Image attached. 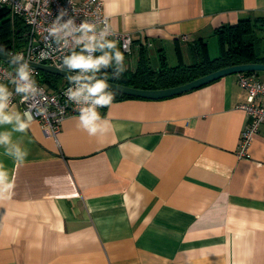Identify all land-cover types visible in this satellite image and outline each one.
<instances>
[{
  "label": "crops",
  "instance_id": "crops-1",
  "mask_svg": "<svg viewBox=\"0 0 264 264\" xmlns=\"http://www.w3.org/2000/svg\"><path fill=\"white\" fill-rule=\"evenodd\" d=\"M103 8L113 29L133 35L132 53L120 50L128 70L137 43L150 56L173 46L193 61L195 42L240 20L264 43V0H103ZM243 102L235 73L164 98L113 100L96 135L78 115L62 121L57 139L37 121L27 133L3 126L28 155L15 163L0 148L14 184L0 195V264H264V123L239 157Z\"/></svg>",
  "mask_w": 264,
  "mask_h": 264
},
{
  "label": "clouds",
  "instance_id": "clouds-1",
  "mask_svg": "<svg viewBox=\"0 0 264 264\" xmlns=\"http://www.w3.org/2000/svg\"><path fill=\"white\" fill-rule=\"evenodd\" d=\"M65 16H68L67 9H59L55 19L46 28L47 37L51 39L45 47L51 49L54 43L60 49L68 51V54L62 56V67L67 72L66 78L71 86L63 94L77 106L79 126L89 135H96L107 130L101 124L103 119L98 109L111 105L115 98L107 78L101 73L111 69L112 77L119 78L125 71V57L118 47V41L109 39L113 33L108 23H104L98 30L93 22L82 20L76 24L72 16L67 20L64 19ZM105 21H108L107 16ZM97 52L100 54L96 55ZM5 54L15 73L8 83L14 86V93L21 97V101L28 102L34 96L42 94L43 89L38 87L33 78V70L24 54L7 53L4 47H0V55ZM50 56L51 52L41 50L38 60L46 61ZM12 96L13 91H10L8 84L0 83V128L10 125L11 132L27 133L34 119L32 106L29 104L28 110L23 113L10 112L8 109ZM45 113L46 108L37 111L41 116ZM0 148L15 163L23 164L28 155L25 149L12 144V136L7 129L0 131ZM13 187L7 171L0 166V195Z\"/></svg>",
  "mask_w": 264,
  "mask_h": 264
},
{
  "label": "built area",
  "instance_id": "built-area-1",
  "mask_svg": "<svg viewBox=\"0 0 264 264\" xmlns=\"http://www.w3.org/2000/svg\"><path fill=\"white\" fill-rule=\"evenodd\" d=\"M0 7L8 8L12 16L21 17L27 25L25 45L18 52L23 53L28 61L44 63L65 70L62 67V56L68 54V51L60 49L54 43L51 49L45 47L51 39L47 37L46 28L55 19L59 9H67L68 16H65L64 19L67 20L69 16H72L76 24L82 20H87L95 23L99 30L104 23H108L113 33L109 39L118 41V47L123 53H132L133 35L111 27L109 17L104 12L103 0H0ZM106 16L108 21H105ZM144 45L143 42L137 43V47ZM41 50L51 52L49 60H38V54ZM7 53L17 52L9 51ZM7 63L9 62L0 59V83L8 84L10 91H13L10 106L19 104L20 112L23 113L28 110L29 104H31L33 121L40 124L46 136L57 139L62 121L67 116L78 115L77 106L68 101L63 94L65 89L71 85L65 82L63 87L51 90L45 84L37 81L40 70L31 66L33 78L37 81L38 87L43 89V92L28 102H22L21 97L14 93V86L8 83L15 73L13 67ZM236 75L237 83L245 92V102L241 103L239 107L248 115V121L240 133L236 152L239 157H248V148L253 136L258 132L259 125L264 123V80H261L256 72L243 71L236 73ZM40 108H46V113L43 116L37 114ZM104 108L98 109L100 115L103 114Z\"/></svg>",
  "mask_w": 264,
  "mask_h": 264
},
{
  "label": "trees",
  "instance_id": "trees-1",
  "mask_svg": "<svg viewBox=\"0 0 264 264\" xmlns=\"http://www.w3.org/2000/svg\"><path fill=\"white\" fill-rule=\"evenodd\" d=\"M27 31V25L21 17L12 16L8 8L0 7V47H4L7 52L22 50ZM215 34L219 44L217 56L210 58L207 44L199 39L192 45L191 63H185L176 48L178 63L174 66L167 64L165 54L161 50L157 56L158 64L153 67L152 56L148 54L145 45L140 46L135 68L128 70L127 67L125 78L117 79V82L142 89L169 88L220 68L264 62V47H260L261 39L256 25L250 19L240 20L236 24L222 25L216 29ZM61 77L40 70L37 81L54 90L60 87ZM113 93L114 100L136 97L120 92Z\"/></svg>",
  "mask_w": 264,
  "mask_h": 264
},
{
  "label": "water",
  "instance_id": "water-1",
  "mask_svg": "<svg viewBox=\"0 0 264 264\" xmlns=\"http://www.w3.org/2000/svg\"><path fill=\"white\" fill-rule=\"evenodd\" d=\"M0 59L6 62H9L8 55H0ZM152 66L156 67L158 64L157 57L152 56L151 57ZM30 65L32 67H35L41 71H46L55 75H59L62 77H67L66 70L59 69L55 66L44 64V63H36L29 61ZM128 67V63L125 60V71L123 74L119 77L114 79L111 75V69L105 70L103 73V76L107 78V82L111 86V90L113 92H120L127 95H132L136 97H143V98H150V99H159L164 98L168 96H172L175 94H179L182 92H186L188 90L194 89L196 87H199L205 83H208L216 78H219L224 75L228 74H235L238 72H258V71H264V62L261 63H243V64H237L232 65L224 68H220L214 71H211L207 74H204L202 76H199L193 80H190L186 83L169 87V88H161V89H142V88H135L130 87L125 84L117 82V79H124L125 73ZM71 75H75V73H71Z\"/></svg>",
  "mask_w": 264,
  "mask_h": 264
},
{
  "label": "rangeland",
  "instance_id": "rangeland-1",
  "mask_svg": "<svg viewBox=\"0 0 264 264\" xmlns=\"http://www.w3.org/2000/svg\"><path fill=\"white\" fill-rule=\"evenodd\" d=\"M205 43L207 44L208 56L210 58H214L219 54V44L216 35L211 36L209 39H207V41H205ZM260 44L264 46V43L261 42ZM184 54L185 62L191 63L192 61L188 58L187 53L185 52ZM165 57L169 66H174L178 63L177 54L173 46H170L167 49ZM7 64L9 65V63ZM66 81H68L66 77H61L60 87H63Z\"/></svg>",
  "mask_w": 264,
  "mask_h": 264
}]
</instances>
